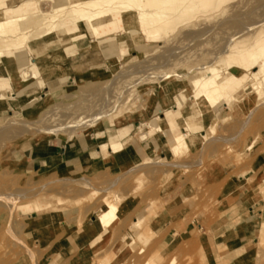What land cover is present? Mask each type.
I'll return each mask as SVG.
<instances>
[{
  "label": "rangeland",
  "instance_id": "obj_1",
  "mask_svg": "<svg viewBox=\"0 0 264 264\" xmlns=\"http://www.w3.org/2000/svg\"><path fill=\"white\" fill-rule=\"evenodd\" d=\"M75 1L0 0V19L33 15L0 32L4 56L19 52L28 69L31 62L40 63V54L60 48L64 52L61 62L46 59L34 72L36 78L31 72L27 82L13 81V95L9 87L0 97V264H96L99 255L125 246L132 252L124 264H170L171 259L172 264H233V256L234 264H264L262 219H257L261 221H256L241 255L232 247L234 253L223 256L224 247L215 245L224 228L234 224L229 221L233 199L223 191L226 180L251 170L247 183L263 178L264 70L249 80L258 63L248 67V53H236L252 52L251 46L264 40V0H223L195 21L155 35L131 18L128 24L114 25L111 31L116 33L99 38L70 16ZM19 2L29 12L13 15L9 7ZM59 5L65 6L54 12ZM54 16L55 29L66 35L49 50L46 43L52 37L44 30ZM210 65L229 72V102L221 100L204 119L194 113L197 120L191 128L185 124L190 128L187 151L170 155L171 135L154 131V123L171 109L181 116L187 103L189 111L194 103L201 113L210 110L188 98L193 94L190 80ZM34 83L37 87L31 88ZM177 97L185 99L177 104ZM180 121L176 132L186 133ZM160 127L167 131L165 121ZM121 128H126L129 144L147 146V156L134 160L131 152L124 154L121 143L113 142L118 145L111 163H99L82 174L37 164L25 168L26 159L40 155L50 143H71L84 135L100 142L115 140ZM141 133L146 134L142 140ZM212 165L221 167L225 177L213 179L207 172ZM106 202L117 206L118 218L100 234L103 238L85 237L83 231ZM171 203L178 206L173 217L168 216ZM127 208L132 209L123 212ZM33 220H49L53 238L31 236L27 231ZM138 220L134 231L130 225ZM58 222L77 230L58 231ZM149 222L153 224L146 231ZM126 233L141 236L128 244L120 241ZM64 240L70 243L66 249ZM99 240L105 243L101 253Z\"/></svg>",
  "mask_w": 264,
  "mask_h": 264
},
{
  "label": "crops",
  "instance_id": "obj_2",
  "mask_svg": "<svg viewBox=\"0 0 264 264\" xmlns=\"http://www.w3.org/2000/svg\"><path fill=\"white\" fill-rule=\"evenodd\" d=\"M9 8H10L9 10L13 12V15H16L22 12L28 13L29 12L28 9L30 7L28 5H23V3H20ZM113 32L116 33V31ZM113 32L111 31V33ZM55 40L54 38H51V41L46 43V46L49 48V50L55 46L60 45L57 43V40L56 41ZM123 48L124 47H120V49ZM39 50L40 48L36 49V51ZM61 53L63 52L60 48L52 53L47 52L40 54L38 55L39 56L38 62L40 63L31 62L30 64L31 66H29L28 69H25L23 67L24 59H22L23 57L20 56L19 52L15 53V51H13V53L8 56H4V55L0 56V93H1L0 97H2V94H4L9 87H11V92H12L11 95H13V81L14 83L16 82L17 84H22L27 82L29 76L26 77V75H30L31 72L38 73L39 67L45 66L44 61L46 59H49L53 62H61L62 59ZM72 56L74 55H70L69 57ZM13 62L17 64L16 65L17 68L16 70H14V75H13ZM23 74L25 78L21 77L23 76ZM17 77H20V80H15L17 79ZM23 78L26 80H23ZM54 79L48 80L45 88H48L47 86ZM35 82L37 83V81ZM36 83H34V85H32L31 88L37 87V85H35ZM13 100L14 99H12V102L10 101L9 104L13 105ZM1 106H2V101L0 100V110L2 109ZM9 107L10 105H8V108ZM182 108H184L183 110H185V113L181 114V116H179L177 110L173 111L171 109L167 117L165 116L164 118L158 119L159 125H162L163 121H165V125L168 127L167 131L160 130L159 132H161L160 135H162L163 137H165V134H169L171 135V138L177 134H184L188 145L187 136L189 135V133L187 132L190 131L192 125L191 123H193V121L197 119L194 116L195 107L192 108L191 111H189L188 103H187ZM198 110L199 112H201L199 108ZM187 114L188 116H186ZM185 116L188 118H186ZM180 119H181L180 125L183 126V130L186 131V133L176 132V126H177L176 120H180ZM185 124H190V128H187ZM117 133L118 134L115 136V140H113L114 137H110L109 141L106 140L105 142L98 141V138L96 136L90 135V137H87V135H84L82 137L75 139L71 143L68 142L66 144H63L61 143L62 141L50 143L47 145L45 150L40 155L34 156V154H31L30 158H27L25 161V168L27 166H31V168L34 169L37 164L39 166H47L51 169L56 170L58 173H64L67 175L82 174L87 170V168L95 166L99 163H104L106 165L111 163L110 161V158L112 156L111 154H113L114 152H112L110 147L108 146L110 142L121 143L122 144L121 150L124 152V154H128V152L129 153L131 152V156L134 160H140L142 157L147 156V152H146L147 146L143 147L142 145H139L138 147H134L131 144H129L131 138L129 135H126L127 134L126 128L119 129ZM141 134L142 136H139L140 140L144 139L146 135L145 133H141ZM120 138L122 140H119ZM130 148L131 151H128ZM118 151L120 152V150ZM168 151L171 155L172 152L170 151L169 148ZM162 152L163 151L160 150L159 155L163 154ZM120 156L124 157V155H120ZM207 172L215 180H220L226 175L225 174L226 172H224V170L221 167L213 166V165L207 169ZM252 174L253 171L251 170L249 172H246L245 176L241 174L233 175L229 177L226 180L225 184L223 185V191L225 192V194L231 195L233 199V209L230 210L229 217L231 218L229 219V221H234V224L232 226H228L224 228L223 233H220L219 235L218 242L215 243V245H217L218 248L219 246L224 247L223 251H225L226 253H224L223 256L231 255V253H234L232 247L233 249L234 248L236 249V252H238L239 255L246 252L248 248V240L251 239V237L253 236L252 235L253 232H255V229H253V227L256 225L257 223L256 221H258L257 219H262L264 221V171L261 173L263 178H261L259 182L250 181L249 183H247V180L252 177ZM262 190H263V196H261ZM177 208H178L177 204L171 203L168 216L169 217L175 216L177 214ZM131 209L132 208H127L123 212L128 213L129 211H131ZM133 223L135 225L132 229H134V231H137L140 222L138 220L137 222H133ZM28 224H30L28 227L30 229L27 232H29L31 236H36V237L43 236V238L48 237L50 239L53 238V235H55L54 225H51L49 220H45L41 222L37 220H33L30 221ZM152 224H153L152 222L145 224L144 225L145 230L147 231V229L150 228L149 226H152ZM175 227L176 229H178V223L175 225ZM56 228L58 231H61V229L62 230L71 229L74 231L77 230V228L68 227V226L66 227L64 224L62 225V222H58ZM137 233L135 236L133 235L134 238L141 236L138 235ZM100 234L101 231H99V228L97 226V217H96V220L83 231V235L85 237L90 236L92 239L96 237L103 238L104 234L101 236ZM121 238H122L120 240L121 242L128 241L127 234L122 235ZM61 244L64 247V249H66V245H70V243L66 242L65 240ZM98 245L102 247L99 252L101 253L102 250L104 249L103 245H105V243L99 240ZM59 252L60 251H58L56 254H59ZM96 255H98V253ZM235 259L236 257L234 256L231 258L233 264L235 263Z\"/></svg>",
  "mask_w": 264,
  "mask_h": 264
},
{
  "label": "bare ground",
  "instance_id": "obj_3",
  "mask_svg": "<svg viewBox=\"0 0 264 264\" xmlns=\"http://www.w3.org/2000/svg\"><path fill=\"white\" fill-rule=\"evenodd\" d=\"M39 1L41 0H36V3ZM221 1L223 0H78L70 4V16L76 22H84L92 37L99 38L101 35L111 32L114 25L128 24L131 18H135L137 24L147 25V27L150 28L149 34L155 35L161 29H173L185 25L188 22L195 21L201 14L208 12L209 9L218 7ZM18 4H20V2ZM64 6L65 5L56 6L53 8V11H60ZM77 7L83 8L85 11H77ZM32 16L33 15H17L7 19H0V32L11 23L15 24L17 21L26 20ZM55 21L56 19L54 16L51 18L48 28L44 30V34H49L54 40L56 39L59 41L65 37L66 33L55 29V23L57 22ZM251 47L253 49L252 52H250L248 48L243 52L238 51L236 53L239 56L243 53H248V58L250 60V65H247L248 67H252L258 63V67H256L257 70H253L249 73V80L254 79L259 71L264 70V40L256 41ZM0 56H3L1 51ZM245 61V59L241 58L240 64L247 68ZM41 67L39 68L41 69ZM200 69L202 70L199 75L190 80L193 94L189 95L188 98L193 99L194 102L196 101L200 104H204L206 108H210L206 113H201L196 103H194V109L196 110L194 113H198L200 119H204V117H209L215 113L213 108H216V105L219 104L221 100L225 99L229 102L226 85L229 83L230 76L225 68L222 70L210 65ZM31 74V77H35L34 72ZM21 77H24V75ZM24 78L23 80H25ZM176 99L177 104H181L185 98L182 99V101L179 97ZM153 127L157 131L161 130L158 120L154 123ZM117 145L116 143L110 142L108 146L112 151L117 148ZM169 149L172 154H181L187 151L185 136L183 134L174 135ZM105 205L106 206L97 214V226L101 233L107 231L118 218L117 206L108 202H106ZM134 225V223L131 224V228H133ZM126 234L129 241V243L128 241L127 243L132 244V241L135 239L133 234ZM142 250L143 249H140L139 251L141 252ZM131 252L128 246L115 248L110 252L99 255L96 264H124L131 256L129 255ZM172 262L173 259H171L170 264H172ZM145 264H149V262L146 261Z\"/></svg>",
  "mask_w": 264,
  "mask_h": 264
}]
</instances>
